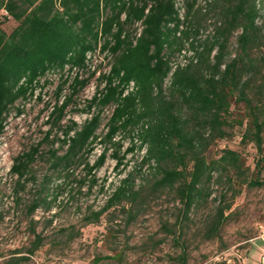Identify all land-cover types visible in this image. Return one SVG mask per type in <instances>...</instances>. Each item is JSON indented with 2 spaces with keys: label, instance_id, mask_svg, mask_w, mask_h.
Returning <instances> with one entry per match:
<instances>
[{
  "label": "trees",
  "instance_id": "16d2710c",
  "mask_svg": "<svg viewBox=\"0 0 264 264\" xmlns=\"http://www.w3.org/2000/svg\"><path fill=\"white\" fill-rule=\"evenodd\" d=\"M185 1L180 18L175 0H0V9L6 12L3 18L17 22L6 32L0 20V135L9 109L33 95L48 71L81 70L87 67L89 54L105 53L109 68L100 74L102 87L88 104L98 111L81 124L74 120L63 124L60 148H66L62 153L48 149L46 159L53 172H71L74 165L84 164L91 175L103 164L107 145L115 147L116 169L124 164L126 153L144 148L139 165L150 170L149 193L170 195L177 206L175 221L162 222L161 227L173 236L180 249L175 259L182 264L187 259L184 223L207 205L214 183L227 185L233 195L242 184L264 186V29L257 22L261 0H211L204 7L196 6V0ZM210 11H216L218 19L212 32L202 36L200 19ZM233 36L236 47L231 53ZM183 48L192 56L169 75L170 62ZM87 81L77 71L57 86V101L49 113L53 122H61L66 106ZM66 83L69 94L59 103ZM232 102L243 110L235 119L230 116ZM106 106L112 112L105 133L98 135L99 110ZM235 125L243 128L240 140L256 148L253 170L237 150L224 147L217 157L208 155L213 143ZM119 133L127 134L131 144L122 155L115 139ZM49 134L45 133L46 139ZM95 142L104 146L90 164L85 155ZM38 155L39 144L14 157L10 172L16 175L15 193L25 188ZM50 179L44 175L40 191L27 204L29 214L40 206L51 207L55 199L49 198ZM91 181L89 187L95 184ZM85 182L84 177L80 185ZM228 189L220 192L218 205L206 218V238L218 235L227 219ZM140 196L129 172L101 209L85 217L86 222L122 201L142 202ZM41 241L37 234L24 248L26 254L13 255L2 264L30 259Z\"/></svg>",
  "mask_w": 264,
  "mask_h": 264
},
{
  "label": "rangeland",
  "instance_id": "374dc122",
  "mask_svg": "<svg viewBox=\"0 0 264 264\" xmlns=\"http://www.w3.org/2000/svg\"><path fill=\"white\" fill-rule=\"evenodd\" d=\"M208 1L211 0H196V6L204 7ZM185 3V0H177L183 17ZM259 4L261 16L257 22L262 23L264 29V0ZM5 13L0 9L1 26L10 32L17 22L11 17L4 19ZM217 19L216 11L200 19L202 36L212 32ZM235 47L233 36L229 51L233 53ZM109 61L105 53L95 51L89 54L84 69L69 71L66 67L63 71H48L33 95L19 99L9 109L0 135V264L13 255L26 254L24 248L37 234L42 238L39 248L30 259L19 264H182L175 259L180 249L174 245L173 236L161 227L162 222L175 221L177 206L170 195L149 193L146 183L150 180V170L147 165H139L144 148L125 154L131 145L127 134L119 133L115 138L121 143L119 155L125 154L124 164L118 169L112 156L115 147L110 145H107L103 164L91 175L84 164L74 165L71 172H53L46 159L48 149H58V153H62L66 148H60L63 124L70 120L81 124L98 111L95 106L90 109L88 104L96 90L102 87L100 74L108 70ZM77 71L80 77L88 79L87 84L72 97L63 119L57 124L49 116L57 101V86L67 75L72 77ZM67 85L63 86L59 103L69 94ZM230 109L232 119L243 112L241 105L235 102ZM99 111L100 125L96 133L103 135L112 107L106 106ZM242 129L238 125L229 128L225 138L213 143L208 155L217 157L224 147L237 150L253 170L258 154L252 142L240 140ZM47 131H50L48 139L45 138ZM38 144L39 155L30 169L32 176L25 188L15 193L16 175L10 172L13 159ZM103 146L93 143V150L85 159L94 163ZM129 172L133 173L135 188L139 189L143 201L132 204L122 201L105 210L97 220L86 222L85 217L101 209ZM44 175L51 176L49 198L55 200L49 209L40 206L29 214L27 204L40 191ZM84 177L86 182L80 185ZM261 177H264V169ZM92 178L95 184L89 187ZM212 189L207 205L192 212L191 219L184 223L185 264H264V186L242 184L235 195L227 185L214 183ZM226 189V201L230 203L227 219L218 235L206 238L203 234L206 218L218 205L220 192Z\"/></svg>",
  "mask_w": 264,
  "mask_h": 264
},
{
  "label": "built area",
  "instance_id": "2783aa9c",
  "mask_svg": "<svg viewBox=\"0 0 264 264\" xmlns=\"http://www.w3.org/2000/svg\"><path fill=\"white\" fill-rule=\"evenodd\" d=\"M175 6L177 7V0H175ZM178 9V13L180 18H183L182 16V12L180 11V9L177 7ZM193 52L191 50H189L188 48H183L180 52H176L175 57L172 59L171 63V71L169 73V75L171 74L172 70L177 66V64L180 65H184L187 62V57L192 56ZM168 79L165 80V82H167ZM133 87V83L131 82L130 84V89H132Z\"/></svg>",
  "mask_w": 264,
  "mask_h": 264
}]
</instances>
